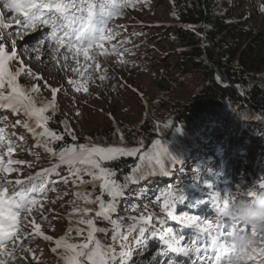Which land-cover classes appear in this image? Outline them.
<instances>
[{"label": "rangeland", "instance_id": "1", "mask_svg": "<svg viewBox=\"0 0 264 264\" xmlns=\"http://www.w3.org/2000/svg\"><path fill=\"white\" fill-rule=\"evenodd\" d=\"M241 2L245 6L246 10H244L250 20V26L257 29L264 27V11H261V8L264 7V0H241ZM172 6L171 0L141 1L135 7L125 8L123 15L115 16L109 21L108 27L112 28L116 35L110 43L105 42V47L110 49L111 44H117L118 51L124 53L123 59L127 63H117L119 59L117 54H110L106 58L98 57L102 71L94 73L92 80L87 81L89 88L87 93L76 91V88L68 83L69 79L78 81L86 79V77H80L77 73L70 71V67H75V64L72 63L69 67H63L62 63L57 64L49 55L51 42L46 41L44 45L38 43L48 35L49 30L46 28H38L35 31L25 30L22 24L17 25L13 20L17 13L0 7V12L4 13L3 19L6 23L11 24V27L7 29H0V32L3 33L0 44H4L9 52L16 51L17 53V59L11 61L9 67L12 71H16L21 66L19 61L23 60L26 69H31L34 74L42 77V79L36 80L22 74L19 77V83L26 89L27 86L31 88V86L39 84L40 91L34 94L38 102L51 99L50 88L60 89L56 98L58 111L51 120L60 124L62 128H65L66 124L76 139L73 140L72 136L68 135L64 137L63 141L51 142L50 147L54 151L59 152L62 145L71 142L77 145L136 148L139 151L134 157H139L147 164L155 161L153 157L161 155L163 148L156 142L166 139V136L174 128L173 118H175L176 110L188 104L204 84V81L198 76L186 77L178 72L176 53L173 51L169 35L172 26L177 22ZM122 41L124 43L120 44ZM33 49H39V51H33ZM105 69L106 79L101 81L99 75L103 74ZM260 80L264 84V74ZM225 106V111L229 110L227 114L232 113L231 109H236L239 116L236 118L237 120L253 118L256 125L264 127V121L260 114L254 113L250 107L238 105L241 108L239 109L235 105L227 104ZM12 113L11 110L0 108V128L5 129L6 141L11 140L18 145L12 154V159L31 162L32 166L29 167L27 164L12 165L14 168H19L20 171L9 174L8 178L12 181L21 179L27 182V177L49 168L52 164L57 163L58 158L47 152L42 144L38 145L37 137L23 127V122L27 119L23 113L13 111ZM47 115H52L51 110ZM218 116L220 120H224L226 114L222 113ZM17 120L22 123L16 125ZM29 123L32 122L29 121ZM238 125L234 126L235 131L241 126ZM48 126L52 128L50 123ZM149 128L152 129L153 132L150 134L154 138L149 145L151 149L146 152V150H142L140 142L143 140V131ZM229 129L233 130L232 126ZM40 131L41 129H37V132ZM242 132L230 135L227 134V131L218 132L217 137H224L227 141L230 139L231 145L235 144L236 146L235 148L233 146V151L229 152L232 161H223L229 163L227 164L226 177L220 179L224 192L223 195L221 194L222 196L231 191L238 198L237 185L242 189L255 188L253 182V176L256 175L255 170H258L259 167L264 168V134L259 131L250 135L251 139L248 142L247 139H244L245 150L243 149L240 154H237L242 162H237L236 157L232 156L236 155L234 153L237 148L236 144L241 145L236 141L244 136ZM210 143L212 144V141L207 145H211ZM55 144L60 146L58 150H56ZM142 157L147 158L142 159ZM6 159L7 157H5ZM109 162H102V167L112 170L107 167ZM160 167L156 170H159ZM59 168H61V175L68 178V182L65 183L63 180L56 184L51 182L49 189H54L53 191L49 190L46 193V199L41 200L42 212L37 214L34 211L33 216L37 223H41L45 234L51 235L54 240L68 234L72 237L71 242L80 243L83 238L76 235L75 229L79 226L86 230L87 225L79 224L81 214L74 212L73 209L89 207L93 211L88 213L85 218L94 219L95 211L98 210L99 205L86 203L82 198H78L76 193L79 192L81 197L91 193V199L94 200L96 196L101 195L102 180H93L91 175L82 173L84 182L80 183L70 175L68 166L61 165ZM157 175L153 177L155 178ZM215 175L217 176L218 173L215 172ZM57 176L52 173V176L50 174L47 180L49 177H52L51 181L55 180L58 178ZM111 178L117 182L115 176ZM93 184H95V188ZM143 187L145 190L152 188L148 185H143ZM14 188L18 190L19 186L9 185V193ZM171 191V188L167 189V192ZM209 196L212 197L211 193L205 189L198 195L197 201L181 207L176 215H199L202 219L206 218L209 222L214 223L216 215L214 207L209 208L205 213L196 210L197 206L204 207V203L210 199ZM136 198L138 196L134 197V199ZM103 199L106 203L112 202L107 194H104ZM74 201L75 203H73ZM147 203L150 204L151 201ZM147 206L148 208H144L143 212L137 213L126 207L118 197L115 201L116 210L112 213L111 221L107 220L108 224L102 228V232L97 233V238L104 245L114 246L117 253L120 252L122 245H127L131 250V259H134L131 264H172L178 257L171 256L170 259L169 256L163 255L164 245L159 241V232L164 227L155 224L157 237L148 246L140 248L136 244V235L132 234L133 231H129V226L134 223V218L149 213L157 218L162 217L163 220H166L164 225L173 228L177 233L184 234L185 243L189 242L188 237L191 234L177 222L168 218L167 214L157 211L155 207ZM42 216L47 219H42ZM96 223L97 227L101 229L98 220ZM153 223L155 222L153 221ZM70 228L73 229L71 233L68 232ZM115 228H119V235L126 236L127 239L118 238L113 241L112 236L116 234ZM27 231L30 232L31 229ZM54 240L49 242L39 236L33 235L31 238H27L21 235L22 243L18 242L16 245V259L9 260V264H63L60 256L51 251V248L55 246ZM11 247L12 245L9 244V250ZM28 248H31L33 252H27ZM33 255L38 259H33Z\"/></svg>", "mask_w": 264, "mask_h": 264}, {"label": "snow or ice", "instance_id": "2", "mask_svg": "<svg viewBox=\"0 0 264 264\" xmlns=\"http://www.w3.org/2000/svg\"><path fill=\"white\" fill-rule=\"evenodd\" d=\"M138 2L139 0H0V7L17 13L13 20L17 25L22 24L25 30L35 31L38 28L49 30L48 35L38 43L44 45L46 41L51 42L49 55L57 64L62 63L63 67L75 64V67H70V71L86 79L83 81L69 79L68 83L73 85L76 91L87 93L89 91L87 81L92 80L94 73L102 71L98 57L106 58L110 54H117L119 57L117 63H127L123 59L124 53L118 51L117 44H111L110 49L105 47V42L110 43L116 35L108 24L115 16L123 15L125 8L135 7ZM261 11H264V7ZM3 17L4 13L0 12V29L11 27ZM2 39L3 33L0 32V40ZM14 59H17L16 51L9 52L4 44H0V108L23 113L27 118L23 122V127L37 137L38 145L42 144L44 149L58 160L49 168L27 177V182L21 179L10 180L9 174L20 171L12 165L27 164L29 167L32 165L28 161L12 159L18 145L11 140L6 141L5 129L0 128V264H9V260L16 259V245L18 242L22 243L21 235L27 238L35 235L49 242L54 240L51 235L45 234L41 223L36 222L33 212L37 214L42 212L41 200L46 199L47 191L51 190L48 188L47 177L56 172L61 165L68 166L70 175L80 183L84 182L82 173L91 175L93 180H102L100 184L102 192L94 200L91 199V193L83 197L79 192L76 193L77 197L86 203L99 205L95 211V218H85L93 211L89 207L74 208V212L81 214L79 224L87 225L86 230L79 226L75 229L76 235L83 238L82 241L73 243L72 237L66 234L54 240L55 246L51 251L60 256L63 264H128L131 259V250L128 246L122 245L120 252L117 253L114 246L104 245L97 238V233L103 230L97 227L96 222L111 221L112 213L116 210L115 201L123 195L121 186L111 178L115 176V172L102 167V162L113 161L121 156H135L139 149L74 143L63 147L59 152L54 151L50 147L51 142L63 141L65 134L71 135L73 140L76 139L66 124L64 133H57L48 126L58 111L56 98L60 89L50 88L51 99L38 102L34 94L39 93L40 85L35 84L26 89L19 83V77L22 74L36 80L42 77L34 74L31 69H26L23 60L19 61L21 66L12 71L9 64ZM99 79L101 81L106 79V69L99 75ZM49 110L52 112L51 116L47 115ZM21 123L20 120L16 121V125ZM37 129L41 131L37 132ZM156 144L159 145L160 142L157 141ZM144 158L147 157H142ZM153 159L156 163H161L162 155ZM61 179L65 183L68 182L67 177ZM13 184L19 188L18 190L14 188L9 193L8 186ZM93 187L95 188V184ZM258 189L264 190V184H260ZM236 191L239 197L248 199L254 198L257 194L256 189H242L239 185L236 186ZM104 194H107L112 202L106 203L103 199ZM236 199L237 196L231 191L224 196L216 193L213 204L216 215L213 223L199 215H176L177 203H183L185 198L181 196L177 199L172 192L162 193L157 200L163 201V210L166 211L167 217L191 234L188 237L189 242L185 243L182 232L177 233L171 227L162 228L159 232V241L164 245L162 254L169 256L170 259L171 256L178 257L172 264H264V229L241 222L231 215L230 206ZM42 219L46 220L47 217L42 216ZM165 223L166 220L154 217L151 213L142 214L134 218L129 231L138 232L136 243L139 246L146 243L148 236L157 235L155 224ZM28 229L31 231H27ZM72 231L71 228L68 230L69 233ZM114 232L116 234L112 236L113 241L118 238L127 239L126 236L119 235V228H115ZM237 233H249L251 239L247 244L238 246L234 240ZM9 244L12 245L11 250ZM26 251L33 252L31 248ZM33 259L38 258L33 255Z\"/></svg>", "mask_w": 264, "mask_h": 264}, {"label": "trees", "instance_id": "3", "mask_svg": "<svg viewBox=\"0 0 264 264\" xmlns=\"http://www.w3.org/2000/svg\"><path fill=\"white\" fill-rule=\"evenodd\" d=\"M171 1L177 22L169 35L176 53L178 72L186 77L198 76L204 84L188 104L176 110L174 128L160 142L163 148L161 163L155 160L147 164L139 157L121 156L107 164L115 172L123 195L130 191L138 194L142 185L152 180L150 176L162 172V167L168 164L167 160L179 168L194 169V162L201 153L213 155L215 151L226 150L230 139L227 141L224 137H217L220 131H227L229 135L243 131L244 136L236 141L241 145H245L244 139L248 142L250 135L257 131L264 134V127L256 125L253 118L237 120L239 116L235 108L230 110L231 114H227L229 110L225 111L227 104L250 107L264 121V84L260 80L264 74V27L257 29L250 26L241 0ZM222 113L226 114L224 120L218 116ZM49 123L51 129L64 133L65 128L60 124L53 120ZM237 124L242 127L235 131L234 126ZM230 126L233 130L229 129ZM152 132L150 128L143 131L140 144L146 152L151 149L149 145L154 138L151 137ZM67 136L65 134L64 137ZM217 140L220 141L216 147L207 146L208 142L212 141L213 144ZM71 144L67 142L62 146ZM54 146L56 150L60 147L57 144ZM203 159L207 163V157ZM158 167L159 170H156ZM263 174L264 168L259 167L257 175L264 178ZM154 185L158 186V183ZM123 195L119 201L126 203V207L132 205L128 208L133 209L132 200ZM134 211L140 212L139 209ZM98 222L101 229L108 224L107 220ZM146 244L148 242L139 247Z\"/></svg>", "mask_w": 264, "mask_h": 264}, {"label": "clouds", "instance_id": "4", "mask_svg": "<svg viewBox=\"0 0 264 264\" xmlns=\"http://www.w3.org/2000/svg\"><path fill=\"white\" fill-rule=\"evenodd\" d=\"M230 212L239 221L264 229V190H257L251 199L238 197L231 204ZM250 239L249 233H237L234 237L238 246L247 244Z\"/></svg>", "mask_w": 264, "mask_h": 264}]
</instances>
